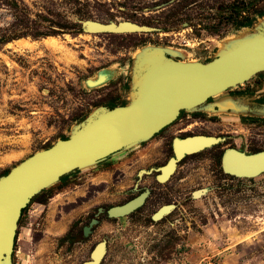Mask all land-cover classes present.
Wrapping results in <instances>:
<instances>
[{
	"label": "rangeland",
	"instance_id": "rangeland-1",
	"mask_svg": "<svg viewBox=\"0 0 264 264\" xmlns=\"http://www.w3.org/2000/svg\"><path fill=\"white\" fill-rule=\"evenodd\" d=\"M258 11L264 12V0H0V176L68 137L96 108L128 101L142 46L177 49L186 62H205L226 40L252 32L235 22ZM87 20L150 30L70 32ZM24 31L29 35L12 39ZM103 70L108 79L88 86ZM237 116L220 127L210 117L205 129L229 131L228 142L242 152L264 147V123L248 125ZM164 136L48 188L51 197L24 213L13 264H83L100 243L106 249L100 264H264V173L226 174L218 145L187 155L160 182L161 167L173 157ZM143 193L145 203L133 213L108 216L109 208ZM164 206L170 212L156 219Z\"/></svg>",
	"mask_w": 264,
	"mask_h": 264
},
{
	"label": "water",
	"instance_id": "water-1",
	"mask_svg": "<svg viewBox=\"0 0 264 264\" xmlns=\"http://www.w3.org/2000/svg\"><path fill=\"white\" fill-rule=\"evenodd\" d=\"M259 19L252 26V32L226 40L215 57L207 62L178 61L174 57H183L180 50L142 46L133 60L126 105L96 108L72 127L66 139H58L49 148L36 151L0 176V264H13L19 219L35 195L72 172L90 168L147 142L173 123L181 111L215 114L216 103L209 102L211 98L264 72V16ZM124 26L129 27L127 31L130 32L150 30L128 21L105 24L87 20L82 23L86 33H124L125 28H121ZM105 72V79L98 85L108 79L109 74ZM226 101L220 113H226L235 105L232 98L227 97ZM233 113L240 112L233 110ZM260 114L264 116V109ZM192 139L196 138L175 139V157L160 169L158 181H167L186 155L207 147H177V142ZM214 142L205 143L212 145ZM223 169L226 174L237 177L260 175L264 173V151L247 155L235 149L228 150L223 157ZM146 197L147 193H143L123 205L109 208L107 214L112 218L129 215L145 203ZM171 208L162 207L155 218L161 219ZM96 222L92 220L84 228L85 236ZM105 254L104 243H100L92 251L91 260L83 264H100Z\"/></svg>",
	"mask_w": 264,
	"mask_h": 264
},
{
	"label": "flooded vegetation",
	"instance_id": "flooded-vegetation-1",
	"mask_svg": "<svg viewBox=\"0 0 264 264\" xmlns=\"http://www.w3.org/2000/svg\"><path fill=\"white\" fill-rule=\"evenodd\" d=\"M246 9L247 8L243 6V10ZM174 59L178 61H184L179 57H174ZM227 97H229L230 99L232 98L235 101V105H233V108L232 107L228 108V111L226 113H220L219 111L221 110L222 105H225V102H227L226 101ZM209 102L216 103L215 108L217 112L212 117L207 116L205 112L189 113L186 111H181L177 119L173 123L166 126L159 133L155 134L153 138L161 134H165L163 139L166 141L167 145H169V149L170 152H172L173 157H175V147H174L175 139H173L174 137H172V135L178 134L179 138L176 139L196 138V139H201L202 141L205 142L215 141L212 145H209L203 148L202 150L209 148L210 146L221 145L217 148L218 152L216 157L218 158L219 161H221V167L222 170L224 171L223 169L224 154L231 149L237 150L236 148L233 147L231 142H228L230 139H232V136H230L229 131L224 130L223 128L216 129L215 131H206L205 128L207 127L205 126V124L209 122L213 123L212 120L208 119L211 117L215 121L214 125L220 127L221 125H223L221 122L226 121V119H228L227 116L238 115L236 118H238L239 121L243 120L245 124L262 125L264 123V116L260 115V111L264 109V72L257 74L256 76L252 77L245 83L235 88H231L227 90L224 94L216 98H211ZM109 106L110 105H105L104 107L109 108ZM233 110L240 113L234 114ZM171 128L173 129L170 130ZM253 148L254 149H252L251 152L249 153L243 152V153L249 155L264 151V147L260 145H254ZM186 156L184 158H186ZM172 158H170V160ZM183 159H181L177 164H179ZM169 161L167 163H164L162 167L166 166L169 163ZM160 173L161 170L159 171V174ZM23 220H24V213H21L18 223L17 236L19 235V229H21L22 227L21 225L23 223ZM17 236L15 238V247L17 243Z\"/></svg>",
	"mask_w": 264,
	"mask_h": 264
},
{
	"label": "trees",
	"instance_id": "trees-1",
	"mask_svg": "<svg viewBox=\"0 0 264 264\" xmlns=\"http://www.w3.org/2000/svg\"><path fill=\"white\" fill-rule=\"evenodd\" d=\"M15 4V6H17L16 5V3H14ZM236 13H238V11L236 12ZM264 16V12L263 11H258L257 12V16L255 15V17L253 16V17H251L250 15L249 16H244V17H241V19H238L236 22H235V25H236V29H240V28H251L254 24H255V22L259 19V18H262ZM24 27H26V28H28V26H24ZM72 28H71V30L72 31H70V32H72V33H75V34H79V33H82L83 32V30H82V27H81V24H73L72 26H71ZM29 34H28V32H26V31H24V32H22V33H20V34H18V35H15V37H12V39H19V38H21V37H24V36H28ZM34 38H39V37H41V36H43V34H40V33H34V34H31ZM207 61H210V60H207ZM207 61H205V62H207ZM127 104V101H122V102H120V103H114L113 105H110L109 106V108H114V107H116V106H124V105H126ZM86 118V117H85ZM84 118V119H85ZM83 119V120H84ZM82 121V120H81ZM67 137H63V139H66ZM51 146V145H50ZM50 146H47V147H45V149L46 148H49ZM9 172V171H8ZM7 172V173H8ZM7 173H5L4 175H6ZM67 176H64V177H62L61 179H65ZM51 195H52V192H51V189H44V190H42L39 194H37V195H35L32 199H31V201H30V203L27 205V207L26 208H24L23 209V211H22V213H25L26 211H27V209L29 208V206L32 204V203H34V202H39V203H45L46 202V200L48 199V198H50L51 197ZM80 234L82 235V232H80Z\"/></svg>",
	"mask_w": 264,
	"mask_h": 264
},
{
	"label": "bare ground",
	"instance_id": "bare-ground-1",
	"mask_svg": "<svg viewBox=\"0 0 264 264\" xmlns=\"http://www.w3.org/2000/svg\"><path fill=\"white\" fill-rule=\"evenodd\" d=\"M123 28H127V26L126 27H123ZM102 72L103 73L100 72V74H99L100 75V80H99V76L95 80H89L88 84H89L90 87L97 86L99 83H101L105 79L106 73L104 71H102ZM96 80H98V81H96ZM184 143H188V144H184ZM196 144H198V146L195 145L193 141L188 140V141H185V142H177V147H179L181 149H188V148L193 147V146H197L198 148H199V146L200 147L201 146H204V144H200V142L198 140H196Z\"/></svg>",
	"mask_w": 264,
	"mask_h": 264
},
{
	"label": "crops",
	"instance_id": "crops-1",
	"mask_svg": "<svg viewBox=\"0 0 264 264\" xmlns=\"http://www.w3.org/2000/svg\"><path fill=\"white\" fill-rule=\"evenodd\" d=\"M104 72H105V71H104ZM101 73H103V72H101ZM105 73H106V72H105ZM99 80H100V75H99ZM96 81H98V80H96ZM196 140H198V141L200 142V144H204V146H205V145L209 146V145L211 144V143H210V144H209V143H205V141H202L201 139H193V140H191V141H193L194 144L197 145V146H198V144H196ZM202 142H203V143H202ZM208 142H212V141H208ZM184 144H188V143H184ZM200 144H199V145H200ZM208 144H209V145H208Z\"/></svg>",
	"mask_w": 264,
	"mask_h": 264
}]
</instances>
